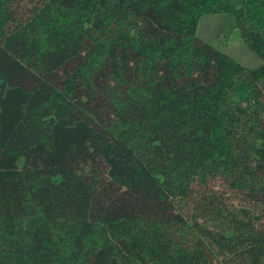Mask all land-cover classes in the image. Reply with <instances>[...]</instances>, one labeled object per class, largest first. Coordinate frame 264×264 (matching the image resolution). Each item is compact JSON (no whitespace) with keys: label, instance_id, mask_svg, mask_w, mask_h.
<instances>
[{"label":"trees","instance_id":"trees-1","mask_svg":"<svg viewBox=\"0 0 264 264\" xmlns=\"http://www.w3.org/2000/svg\"><path fill=\"white\" fill-rule=\"evenodd\" d=\"M0 264H264V0H0Z\"/></svg>","mask_w":264,"mask_h":264},{"label":"rangeland","instance_id":"rangeland-1","mask_svg":"<svg viewBox=\"0 0 264 264\" xmlns=\"http://www.w3.org/2000/svg\"><path fill=\"white\" fill-rule=\"evenodd\" d=\"M198 36L246 67L255 68L262 63V59L244 43L234 17L227 13L203 15Z\"/></svg>","mask_w":264,"mask_h":264}]
</instances>
